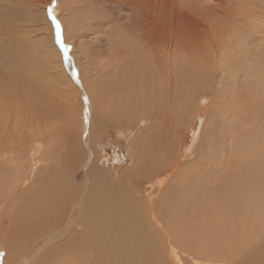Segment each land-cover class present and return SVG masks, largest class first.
<instances>
[{
    "label": "rangeland",
    "instance_id": "rangeland-1",
    "mask_svg": "<svg viewBox=\"0 0 264 264\" xmlns=\"http://www.w3.org/2000/svg\"><path fill=\"white\" fill-rule=\"evenodd\" d=\"M134 1L143 4V20L156 25L162 38L167 35L177 51L176 43L186 45L189 51V54H184L186 60L180 54L175 57L176 62H187L193 75L182 78L176 74L173 106L176 120L173 124L170 122L168 136H161L162 140L168 141L174 170L189 171L192 176L193 170L201 168L203 160L199 164L200 158L209 153L206 138L213 131L217 146L223 145L222 140H227L225 156L219 154L216 159L224 160L223 168H228L231 162L235 164L238 188L242 189L243 197L248 198V203L243 205L247 203L251 214L249 218L263 223L264 190L254 189L253 178L255 181L259 170L264 179V0ZM57 2L0 0V167L4 169L0 171V180L3 178L1 190L5 197L0 203V210L8 205L4 211L9 210V216L17 208L15 206L19 209L23 207L14 198L39 185L47 172L52 175L64 172L72 166L69 162L74 155L82 157L83 150L79 143L83 147L86 145L83 132H87V126L84 123L89 124L92 116L96 126L93 127V134L97 137L93 150L94 156L99 159H96V163L103 170L116 175L133 166V153L140 144V136L152 131V123L144 119L143 106H134L132 111L110 105L113 95L109 88L112 69H101L98 73L92 70L96 51L100 52L107 45L102 35L87 31L79 40L72 38L68 44L70 58H65L49 9L55 13L58 21L59 16L67 19L69 14L67 10H60ZM106 6L105 13L114 16L113 8L110 13V5ZM77 23L80 26L84 24L83 20ZM64 33L61 26L62 38ZM80 44H86L91 51L88 61L93 64L91 67L83 62L79 69L78 61L75 62L71 54L81 53ZM158 47L159 50L164 47L160 41ZM197 69L198 73L195 72ZM78 78L85 87V102L88 98L91 107L79 96ZM223 109L225 113L222 116L220 113ZM165 116L168 117V114ZM98 122L102 127L97 134L95 129L99 127ZM127 133L130 135L127 136ZM196 133L198 136L195 138ZM229 136L233 138L231 149ZM248 151H251L250 158ZM115 153L122 157L118 164H113ZM230 156L233 160H230ZM81 157L71 170L76 183H81L83 179L79 166ZM38 159L41 161L35 165ZM86 160H89V156ZM248 163H251L249 169L253 171V178L247 172ZM86 165L89 163L85 162ZM207 175L199 180L201 184H211ZM163 177V174L158 175L153 178L152 185L145 186L147 199L159 198L161 189L157 184ZM142 184L138 186L140 190H143ZM253 195L260 196L262 202L259 205L252 202ZM2 211L0 219L4 218L0 222V231L6 235L11 221ZM187 213L184 221L190 224L191 214ZM241 231V236L251 235L245 227ZM44 248L40 257L46 246ZM22 250L14 255V260L20 259L19 264H29L30 247L25 246ZM176 251L183 264H211L196 261ZM0 255V259H3L6 251L3 249ZM36 262L35 258L32 264Z\"/></svg>",
    "mask_w": 264,
    "mask_h": 264
},
{
    "label": "bare ground",
    "instance_id": "bare-ground-1",
    "mask_svg": "<svg viewBox=\"0 0 264 264\" xmlns=\"http://www.w3.org/2000/svg\"><path fill=\"white\" fill-rule=\"evenodd\" d=\"M57 3L60 10H67L69 14L67 19L58 17L65 32L63 42L68 45L72 38L79 40L87 31L102 35L107 45L100 52L96 51L92 70L98 73L101 69H112L110 105L132 111L134 106H143L144 119L152 123V131L140 136V144L137 143L133 153V166L116 175L96 163L98 157L94 156L93 150L97 138L93 134L95 118L92 116L89 124L84 123L87 126V132H83L86 147L79 143L83 150L79 162L82 182L76 183L71 175L73 165L80 158L76 152L77 156L74 155L69 162L72 166L64 172L53 175L47 172L39 185L34 182L36 187H27L29 189L26 188L25 193L16 199L13 197L21 202L22 209L15 206L17 208L9 216V210L4 211L8 205L2 208L11 226L6 235L0 231V254L3 249L6 251V257L0 259L1 264H19L20 259L14 260V255L25 246L31 250L29 264L35 258L36 264H183L176 249L196 261L211 264L221 261L224 264H264V222L249 218L248 198L243 197L242 189L238 188L235 164L229 163L228 159V168H223L224 160L216 159L219 154L225 156L227 140H222L223 145L218 147L215 144L217 140H214L216 136L210 131L206 138L209 153L200 158L199 164L202 160L203 164L193 170L192 176L189 171L174 170L168 141L162 140L161 136H168L167 128L175 119V76L193 75L187 62L175 61L178 54L186 60L184 54L189 52L188 47L176 43L177 51L167 35L162 38L156 25L150 20L146 23L145 18L143 20V4L137 1L58 0ZM107 4L111 7L110 13L113 8L114 16L105 13ZM82 20L84 24L80 26L77 22ZM159 41L164 46L161 50ZM79 46L81 53L71 52L75 62L78 61L79 69L83 62L91 67L92 63H88L91 56L89 47L86 44ZM195 72L198 73V69ZM78 80L77 90L85 102V87L82 80ZM85 103L90 106L88 98ZM224 113L223 109L220 115ZM100 125L96 131L102 127ZM197 136L196 133L194 137ZM231 138L229 136L230 149ZM248 152L250 158L251 151ZM230 160H233L232 156ZM40 161L38 159L35 165ZM121 161L122 157L115 153L113 164ZM85 162L89 163L87 167ZM250 166L248 163L247 172L251 176ZM161 174L164 177L157 180V187L161 189L159 198L147 199L145 186L152 185L153 178ZM205 174H208L212 186L200 183ZM2 180L0 203L5 199L1 190ZM253 182L254 189L264 190V179L259 170ZM142 183L144 187L140 190L138 186ZM254 195L252 202L259 205L262 202L260 196ZM13 204L16 205L15 202ZM187 212L191 214L190 224L184 221ZM5 213L2 214L5 216ZM242 227L251 235L241 236ZM42 236L46 237L39 239ZM37 238L38 241L34 242ZM45 246L46 250L40 257Z\"/></svg>",
    "mask_w": 264,
    "mask_h": 264
},
{
    "label": "snow or ice",
    "instance_id": "snow-or-ice-1",
    "mask_svg": "<svg viewBox=\"0 0 264 264\" xmlns=\"http://www.w3.org/2000/svg\"><path fill=\"white\" fill-rule=\"evenodd\" d=\"M49 15H50V17H51V19H52V21H53V23L55 25L57 40L60 43L62 50L64 51L65 58H70V57H68V49H69L70 46L63 42V39H62V36H61V25H60V22L58 21V19L56 18L55 13L51 9H49Z\"/></svg>",
    "mask_w": 264,
    "mask_h": 264
}]
</instances>
